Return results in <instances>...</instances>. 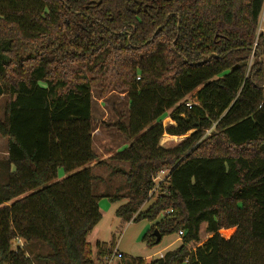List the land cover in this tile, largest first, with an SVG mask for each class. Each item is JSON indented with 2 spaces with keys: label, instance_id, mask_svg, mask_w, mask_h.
Masks as SVG:
<instances>
[{
  "label": "trees",
  "instance_id": "obj_1",
  "mask_svg": "<svg viewBox=\"0 0 264 264\" xmlns=\"http://www.w3.org/2000/svg\"><path fill=\"white\" fill-rule=\"evenodd\" d=\"M262 15L264 0H0V264H104L113 251L97 244L95 263L86 241L101 198L126 199L119 218L159 219L161 239L182 232L149 264H264ZM93 90L128 99L116 124L126 146L109 158L128 165L115 170L124 197L92 193L91 168L105 164L92 149ZM159 170L170 179L149 197ZM35 245L46 252L32 258Z\"/></svg>",
  "mask_w": 264,
  "mask_h": 264
},
{
  "label": "rangeland",
  "instance_id": "obj_2",
  "mask_svg": "<svg viewBox=\"0 0 264 264\" xmlns=\"http://www.w3.org/2000/svg\"><path fill=\"white\" fill-rule=\"evenodd\" d=\"M263 20L262 15L258 32L261 29ZM91 94L93 100L91 122L92 149L98 160L105 163L104 165L91 168L94 178L92 193L94 196L119 194L124 197L126 194V183L119 174H116L115 170L118 168L126 170L128 165L113 162L109 158L126 146L123 136L116 129V124L119 116H122L124 123L127 122L128 99L125 93L117 90L110 91L103 98H100L98 90H93ZM192 99L193 95L187 97V101ZM5 102L6 98L0 99V119L3 117ZM162 124L164 127L174 125L169 118L164 119ZM189 134L179 138L164 135L159 142V146L172 148ZM6 147V139L0 137V170L3 168V160L7 154ZM0 176L2 178V172H0ZM59 176L61 179V171ZM154 200L155 198L146 203L142 211L149 208ZM125 203L126 199L115 203L110 202L106 198L99 200L101 219L86 239L90 245V251L95 263L97 260V244L104 246L110 252L117 250L123 256V262L126 264L133 259H142L144 264H149L151 261L158 259L160 255L163 256L168 252H172L180 246L181 239H178L175 234L165 235L156 245H148V239L145 238L149 236V233H153L151 230L159 219L154 222L146 220L133 222L132 220L128 221L119 218L116 215V211ZM233 232V229H229L221 231L220 234L224 239H228ZM207 237L208 235L205 233L203 226L200 230V243L204 242ZM31 251V257L33 258L36 254H44L46 249L35 245ZM119 261V259H115L113 264H118Z\"/></svg>",
  "mask_w": 264,
  "mask_h": 264
},
{
  "label": "built area",
  "instance_id": "obj_3",
  "mask_svg": "<svg viewBox=\"0 0 264 264\" xmlns=\"http://www.w3.org/2000/svg\"><path fill=\"white\" fill-rule=\"evenodd\" d=\"M138 80V79H137ZM196 101L193 98L192 100H189L186 102L185 106L188 109H191L193 106H196ZM208 133V132H207ZM162 146V145H160ZM170 171L168 170H159L157 171L152 178V189L149 192V197H153L155 196L161 189H163V187H166L170 177ZM171 211H169L166 214H170ZM162 216V215H161ZM163 217V216H162ZM182 232H178V234L176 235L178 239H181L182 237ZM220 236L222 237V235L220 234ZM224 238V237H222ZM11 249L13 251H22L24 249V242L22 241L21 238L19 237H14L11 243ZM162 255L159 256V258H161ZM122 255L117 251H113L110 255H108L107 257L104 258V264H113L115 259H121Z\"/></svg>",
  "mask_w": 264,
  "mask_h": 264
},
{
  "label": "water",
  "instance_id": "obj_4",
  "mask_svg": "<svg viewBox=\"0 0 264 264\" xmlns=\"http://www.w3.org/2000/svg\"><path fill=\"white\" fill-rule=\"evenodd\" d=\"M138 8H139V3H138ZM152 237L155 239V241H154L155 245L158 244L161 241V236H160V234L158 233L157 230L153 231Z\"/></svg>",
  "mask_w": 264,
  "mask_h": 264
},
{
  "label": "crops",
  "instance_id": "obj_5",
  "mask_svg": "<svg viewBox=\"0 0 264 264\" xmlns=\"http://www.w3.org/2000/svg\"><path fill=\"white\" fill-rule=\"evenodd\" d=\"M114 155V154H113Z\"/></svg>",
  "mask_w": 264,
  "mask_h": 264
}]
</instances>
